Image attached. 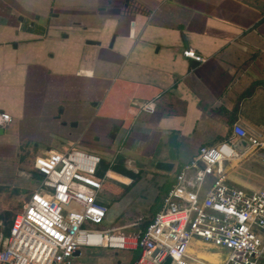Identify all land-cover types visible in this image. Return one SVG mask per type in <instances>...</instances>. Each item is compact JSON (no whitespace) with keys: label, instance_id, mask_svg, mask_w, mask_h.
Returning a JSON list of instances; mask_svg holds the SVG:
<instances>
[{"label":"crops","instance_id":"obj_1","mask_svg":"<svg viewBox=\"0 0 264 264\" xmlns=\"http://www.w3.org/2000/svg\"><path fill=\"white\" fill-rule=\"evenodd\" d=\"M187 48L206 60L184 56ZM146 103L154 112L142 110ZM1 112L12 121L0 124V158H26L39 146L32 133L22 136L23 122L68 126V115L72 127L82 124L65 136H74L71 147L121 168L108 178L131 187L143 173L165 179L159 211L201 146L235 139V125L264 135V0H0ZM172 134L175 166L158 170ZM49 151L57 150L48 144L34 158ZM229 164L231 183L264 188V150L249 147ZM8 165L0 171L25 172ZM26 168L40 182L34 162Z\"/></svg>","mask_w":264,"mask_h":264},{"label":"built area","instance_id":"obj_2","mask_svg":"<svg viewBox=\"0 0 264 264\" xmlns=\"http://www.w3.org/2000/svg\"><path fill=\"white\" fill-rule=\"evenodd\" d=\"M184 56L206 59L193 49ZM146 103L142 110L154 112ZM12 121L0 113V124ZM235 139L204 145L197 158L186 163L152 221L136 233L119 227L102 228L108 207L101 199L107 172L100 176L102 156L72 147L35 158L41 175L23 210L16 214L10 234L0 237V264H74L81 248L130 250L133 264H208L189 249L195 238L229 250L221 264H260L264 256V188L248 191L230 182L226 164L245 154L235 147L240 138L250 148L264 150V135L251 134L241 125ZM79 251V254L76 252Z\"/></svg>","mask_w":264,"mask_h":264},{"label":"rangeland","instance_id":"obj_3","mask_svg":"<svg viewBox=\"0 0 264 264\" xmlns=\"http://www.w3.org/2000/svg\"><path fill=\"white\" fill-rule=\"evenodd\" d=\"M264 117V114H263ZM64 120L68 123V126L60 125L57 121H52L50 118L47 122H43L36 128H30L27 122H23L21 125L22 136L29 135L30 140L34 139L39 143L37 148H32L26 158H0V169L2 167H8L10 162L21 164V167L25 169V172L15 170L16 166H12L8 173L0 171V237L4 235V231L13 222L17 213L21 212L31 197L33 191L39 186L37 178L33 176L32 170L26 165L34 162V156L44 149H47L48 144L57 151L63 152L67 148L71 147L72 139L80 131L81 126L76 128L72 127L73 121L66 115ZM69 131H75L76 134L72 137L69 135ZM59 133V134H58ZM72 137V138H71ZM107 139V140H106ZM101 141L109 142V137H101ZM72 148V147H71ZM79 149H84L77 147ZM70 149V148H69ZM36 151V152H35ZM90 152H97L95 150H88ZM106 153V152H102ZM101 154V153H100ZM111 159V158H110ZM23 164L25 166H23ZM153 164V161L152 163ZM254 164V160L244 163L242 167L237 170V173L241 174L251 165ZM141 166L140 163L137 164ZM151 170L152 167L149 165ZM233 168L232 164L227 163L225 169L230 175V170ZM99 175L103 176L106 169L100 168ZM22 170V169H21ZM32 171V172H31ZM236 173V174H237ZM147 173L141 175L138 182H136L127 193L121 195L124 191V186L107 177L103 194L101 195L102 202L108 207V215L102 228H108L111 226L119 227L123 232L136 233L144 228V224L147 220L154 217V209L156 197L160 193L161 187L164 185L165 179L158 175L155 177H148ZM233 185L237 187H243L240 182L234 181ZM256 191V190H250ZM119 197V200L117 198ZM3 217V218H1ZM189 252L204 263L208 264H221L229 256V250L214 247L210 244L203 243V240L195 238L192 241V245ZM136 253L130 250H115L106 248H81V255H75L72 257L74 264H133L136 260ZM260 264H264V256L261 258Z\"/></svg>","mask_w":264,"mask_h":264},{"label":"water","instance_id":"obj_4","mask_svg":"<svg viewBox=\"0 0 264 264\" xmlns=\"http://www.w3.org/2000/svg\"><path fill=\"white\" fill-rule=\"evenodd\" d=\"M117 127L114 128L113 132H116ZM235 147L237 150L241 153H244L249 147V142L244 139L240 138ZM178 148V135L172 134L169 137V161H159L156 163V168L161 171L171 172L175 166V160H176V149ZM76 254H79V251L76 252ZM172 259L168 258L164 264H171Z\"/></svg>","mask_w":264,"mask_h":264},{"label":"trees","instance_id":"obj_5","mask_svg":"<svg viewBox=\"0 0 264 264\" xmlns=\"http://www.w3.org/2000/svg\"><path fill=\"white\" fill-rule=\"evenodd\" d=\"M105 168L106 169V171L107 170H109V169H112V170H114V171H117V172H120V167L119 166H117V165H111V163L109 162V161H107V160H102V168ZM105 171V172H106ZM40 177H41V175H40ZM133 178H134V182L137 180V178H135L134 176H133ZM125 188H124V191L121 193V195H124L125 193H127L128 192V190L131 188V185H125L124 186ZM165 197V196H164ZM164 197H163V200H164ZM117 200H119V197L117 198ZM162 207V206H161ZM155 211H154V213H157V211H158V208L155 206V209H154ZM155 215V214H154ZM1 218H3V217H1ZM152 221V218L150 219V220H147L146 222H145V224H144V228L150 223ZM13 223V222H12ZM12 223L9 225V227L8 228H6L5 229V231H4V235L5 236H8L9 234H10V228H11V226H12ZM138 255V253H136V256Z\"/></svg>","mask_w":264,"mask_h":264},{"label":"bare ground","instance_id":"obj_6","mask_svg":"<svg viewBox=\"0 0 264 264\" xmlns=\"http://www.w3.org/2000/svg\"><path fill=\"white\" fill-rule=\"evenodd\" d=\"M204 243V242H203ZM206 244V243H205Z\"/></svg>","mask_w":264,"mask_h":264}]
</instances>
